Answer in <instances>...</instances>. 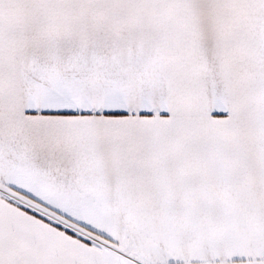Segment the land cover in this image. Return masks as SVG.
<instances>
[{"label": "snow or ice", "instance_id": "snow-or-ice-1", "mask_svg": "<svg viewBox=\"0 0 264 264\" xmlns=\"http://www.w3.org/2000/svg\"><path fill=\"white\" fill-rule=\"evenodd\" d=\"M0 264H264V0H0Z\"/></svg>", "mask_w": 264, "mask_h": 264}]
</instances>
